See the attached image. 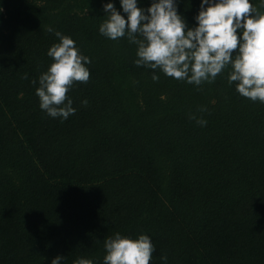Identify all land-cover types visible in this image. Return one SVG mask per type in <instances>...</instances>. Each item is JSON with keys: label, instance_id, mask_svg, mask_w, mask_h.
<instances>
[{"label": "trees", "instance_id": "trees-1", "mask_svg": "<svg viewBox=\"0 0 264 264\" xmlns=\"http://www.w3.org/2000/svg\"><path fill=\"white\" fill-rule=\"evenodd\" d=\"M175 2L198 26L202 0ZM107 3L127 19L121 0H0V264H103L116 233L148 235L150 264H264V103L231 65L199 86L136 66L99 31ZM57 31L91 60L63 122L36 95Z\"/></svg>", "mask_w": 264, "mask_h": 264}, {"label": "clouds", "instance_id": "clouds-1", "mask_svg": "<svg viewBox=\"0 0 264 264\" xmlns=\"http://www.w3.org/2000/svg\"><path fill=\"white\" fill-rule=\"evenodd\" d=\"M121 7L127 19L113 3L104 6L107 19L99 31L112 40L127 35L129 42L138 46L136 66L150 68L154 73L159 69L168 77L199 86L214 82L231 65L229 84L235 82L241 96L264 103V13L250 0H202L195 18L198 26L194 28H189L178 13L175 0H154L146 10L138 7L137 0H121ZM55 35L59 43L47 53L54 62L40 75L36 95L40 108L63 122L76 112L67 94L74 83L89 81L90 70L85 65L91 60L80 54L71 37L58 31ZM152 79L158 81L159 76L153 74ZM82 103L86 106L88 101ZM189 119L200 126L207 124L195 114H190ZM105 249L103 264H150L155 246L148 235L131 239L116 233L105 240ZM63 259L58 255L51 264H61ZM74 264L94 262L78 258Z\"/></svg>", "mask_w": 264, "mask_h": 264}, {"label": "rangeland", "instance_id": "rangeland-1", "mask_svg": "<svg viewBox=\"0 0 264 264\" xmlns=\"http://www.w3.org/2000/svg\"><path fill=\"white\" fill-rule=\"evenodd\" d=\"M250 2L260 13H264V0H250Z\"/></svg>", "mask_w": 264, "mask_h": 264}]
</instances>
